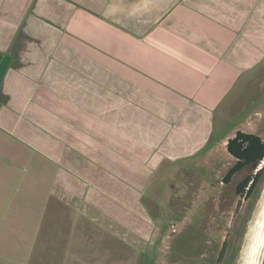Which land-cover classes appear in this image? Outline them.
Wrapping results in <instances>:
<instances>
[{
  "label": "crops",
  "instance_id": "1",
  "mask_svg": "<svg viewBox=\"0 0 264 264\" xmlns=\"http://www.w3.org/2000/svg\"><path fill=\"white\" fill-rule=\"evenodd\" d=\"M261 70L264 0H0V233L79 200L142 234L155 173Z\"/></svg>",
  "mask_w": 264,
  "mask_h": 264
},
{
  "label": "rangeland",
  "instance_id": "2",
  "mask_svg": "<svg viewBox=\"0 0 264 264\" xmlns=\"http://www.w3.org/2000/svg\"><path fill=\"white\" fill-rule=\"evenodd\" d=\"M263 72L244 74L225 95L215 110L209 146L196 158L173 161L155 173L144 200L152 213L146 218H152L148 225L142 223V234L132 229L140 224L127 221L130 228L79 200L72 202L70 218L55 216L50 203L38 231L42 214L38 200H31L28 211L25 204L15 206L14 219L8 220L13 225L10 232L0 233V264H244V251L264 203V175L252 197L238 205L234 186L221 184L235 162L224 141L237 130L264 139V90L244 105L243 112L233 107L250 86L255 92L252 81ZM256 171L249 167L243 177ZM170 200H186L185 218L174 217ZM210 203L215 204L205 209L203 220L202 206Z\"/></svg>",
  "mask_w": 264,
  "mask_h": 264
},
{
  "label": "flooded vegetation",
  "instance_id": "3",
  "mask_svg": "<svg viewBox=\"0 0 264 264\" xmlns=\"http://www.w3.org/2000/svg\"><path fill=\"white\" fill-rule=\"evenodd\" d=\"M256 79L255 80H253L252 82L254 83V84H256L257 85V88L255 89V92H251V86L245 91L246 93L245 94H243L237 101H236V103L234 104V108L236 109V110H238L239 112H243L244 111V109H245V104L246 105H248V103L253 99V98H255V97H257V96H259L260 95V93L264 90V72L263 73H261V74H259V75H257L256 77H255ZM250 94V95H249ZM253 96V97H252ZM238 131H241V130H237V132ZM236 132V133H237ZM242 132H244V131H242ZM246 133V132H245ZM248 134H252V133H248ZM236 135V134H235ZM256 135V134H255ZM259 136V135H258ZM261 137V136H260ZM262 138V137H261ZM263 139V138H262ZM264 140V139H263ZM228 151V150H227ZM231 156V155H230ZM233 159H234V164L230 167V168H228V171L225 173V175L222 177V181H221V184H223L224 185V188H225V185H230V186H234V188H235V192H236V195L239 197V202H238V205H239V203H240V201L241 200H246L247 198L248 199H250L251 197H252V195H253V193L251 194V195H249L248 194V192H249V190H250V188H251V185H252V181L249 183V185L246 187V190L244 191V190H242V187H243V185H244V183H245V181H246V179L248 178V177H253V176H256V174H258V172L261 170V169H263L264 168V160H263V165L261 166V167H259V165L256 167V168H253L252 166H248V167H245L244 169H242L240 172H238V173H236V174H234L233 176H231L230 175V173H231V171H232V169L234 168V167H236V164H237V160L233 157V156H231ZM249 167H251V168H253V169H257V171H256V173L255 174H253V175H250V174H248L247 176L245 175L244 177H243V173H244V171L246 170V169H248ZM195 174V173H194ZM192 175V174H191ZM264 175V174H263ZM263 177V176H262ZM261 181V180H260ZM260 183V182H259ZM259 183H258V185H259ZM258 185H257V187H258ZM256 187V188H257ZM225 190V189H224ZM256 190V189H255ZM254 190V191H255ZM226 194V190L224 191V195ZM223 195V194H222ZM221 195V196H222ZM189 199L187 198V201L186 200H170V209H171V213L174 215V217L175 218H178V219H183V218H185V216H184V214H185V212H184V210L187 208V205L186 206H184V204H182L184 201H186V203H191L190 201H188ZM218 200H224V198H222V197H220ZM213 202V201H212ZM153 203V202H152ZM185 203V204H186ZM148 204V203H147ZM214 204L215 203H210L207 207H205V204L202 206V207H204V213H203V215H204V219L203 220H206V216L205 215H207L206 214V212H205V209L207 210H210L213 206H214ZM201 205H202V203H201ZM238 205H237V207H236V209L238 210ZM182 215V216H181ZM226 241L224 242V244H223V248H222V250H221V252H220V259H219V261H221V258L224 256V254H225V251H226Z\"/></svg>",
  "mask_w": 264,
  "mask_h": 264
},
{
  "label": "trees",
  "instance_id": "4",
  "mask_svg": "<svg viewBox=\"0 0 264 264\" xmlns=\"http://www.w3.org/2000/svg\"><path fill=\"white\" fill-rule=\"evenodd\" d=\"M228 153L237 160L236 167L230 173L231 176L240 172L248 166L256 168L264 160V140L255 134H248L238 131L233 138H230L227 143ZM264 168L261 169L256 176L248 177L242 187H246L252 181L251 188L248 192L251 195L256 189L258 183L262 179Z\"/></svg>",
  "mask_w": 264,
  "mask_h": 264
},
{
  "label": "bare ground",
  "instance_id": "5",
  "mask_svg": "<svg viewBox=\"0 0 264 264\" xmlns=\"http://www.w3.org/2000/svg\"><path fill=\"white\" fill-rule=\"evenodd\" d=\"M264 255V203L262 204L246 250L244 264H260L259 259Z\"/></svg>",
  "mask_w": 264,
  "mask_h": 264
},
{
  "label": "water",
  "instance_id": "6",
  "mask_svg": "<svg viewBox=\"0 0 264 264\" xmlns=\"http://www.w3.org/2000/svg\"><path fill=\"white\" fill-rule=\"evenodd\" d=\"M182 216V215H181ZM259 263L260 264H264V255H263V257L261 258V259H259Z\"/></svg>",
  "mask_w": 264,
  "mask_h": 264
},
{
  "label": "built area",
  "instance_id": "7",
  "mask_svg": "<svg viewBox=\"0 0 264 264\" xmlns=\"http://www.w3.org/2000/svg\"><path fill=\"white\" fill-rule=\"evenodd\" d=\"M263 165V161L261 162V164H260V166L259 167H261Z\"/></svg>",
  "mask_w": 264,
  "mask_h": 264
}]
</instances>
